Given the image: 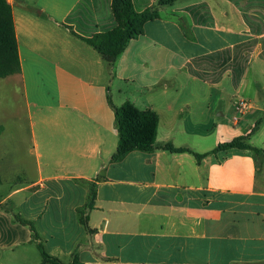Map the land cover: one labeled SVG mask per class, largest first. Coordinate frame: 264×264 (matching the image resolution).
Instances as JSON below:
<instances>
[{
	"label": "crops",
	"instance_id": "1",
	"mask_svg": "<svg viewBox=\"0 0 264 264\" xmlns=\"http://www.w3.org/2000/svg\"><path fill=\"white\" fill-rule=\"evenodd\" d=\"M160 1L133 0L159 17L111 79L86 39L116 28L112 0H8L21 71L0 79V264H48L3 205L65 264L76 253L79 264H264V154L212 153L248 135L264 151V0ZM109 99L157 113V145L206 156L159 148L113 161ZM239 99L251 103L243 115ZM21 110L33 152H18Z\"/></svg>",
	"mask_w": 264,
	"mask_h": 264
},
{
	"label": "trees",
	"instance_id": "2",
	"mask_svg": "<svg viewBox=\"0 0 264 264\" xmlns=\"http://www.w3.org/2000/svg\"><path fill=\"white\" fill-rule=\"evenodd\" d=\"M177 0H161L158 6L173 5ZM113 12L117 21V26L111 32L97 35L86 41L92 45L103 57L109 76L114 78L115 64L118 58L125 51L128 43L144 34V26L147 22L159 17L158 8H152L145 12L138 13L134 9L133 0H112ZM21 71L18 41L16 37L15 24L12 6L8 0H0V79L18 74ZM115 110L116 127L119 141L116 153L112 160L117 162L135 150L153 151L164 149L172 153H182L189 151L193 153L198 162H201L206 155L192 152L185 148H177L172 143L157 145V134L159 117L152 110H139L132 103L126 102L120 107H116L109 99ZM258 129V124L253 128L252 133ZM250 135L236 138L230 142L220 144L212 152L227 150L230 148L249 149L257 154H264V151L249 144ZM96 198L94 186L90 189V200L88 208H93V201ZM2 208L13 214L14 220L24 226H28L33 233V240L42 256L43 262L48 264H65L58 258L50 255L46 250L43 239L38 233L35 224L24 218L21 214L6 205ZM85 210H79L80 221L87 226ZM92 232V230H89ZM71 264H79L77 253L74 255Z\"/></svg>",
	"mask_w": 264,
	"mask_h": 264
},
{
	"label": "rangeland",
	"instance_id": "3",
	"mask_svg": "<svg viewBox=\"0 0 264 264\" xmlns=\"http://www.w3.org/2000/svg\"><path fill=\"white\" fill-rule=\"evenodd\" d=\"M21 118L24 119L20 122L18 152H33V141L30 132V127L25 115H23L22 110L20 119Z\"/></svg>",
	"mask_w": 264,
	"mask_h": 264
},
{
	"label": "built area",
	"instance_id": "4",
	"mask_svg": "<svg viewBox=\"0 0 264 264\" xmlns=\"http://www.w3.org/2000/svg\"><path fill=\"white\" fill-rule=\"evenodd\" d=\"M251 103L245 99H239L237 101V112L239 115L245 114L250 109Z\"/></svg>",
	"mask_w": 264,
	"mask_h": 264
}]
</instances>
